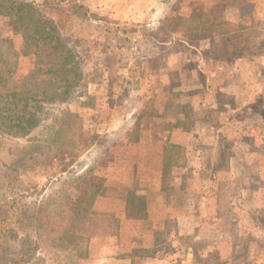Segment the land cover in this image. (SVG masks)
<instances>
[{
    "label": "rangeland",
    "instance_id": "374dc122",
    "mask_svg": "<svg viewBox=\"0 0 264 264\" xmlns=\"http://www.w3.org/2000/svg\"><path fill=\"white\" fill-rule=\"evenodd\" d=\"M218 2L76 0L80 14L52 12L83 75L81 98L47 111L70 115L62 132H45L70 155L33 165L23 141H0V202L38 198L59 179L73 192L72 177L89 169L97 196L69 228L75 248L34 250V235L19 233L1 239L0 264H264V34L246 61L227 57V36L193 40L197 9L237 21ZM0 38L23 48L2 15ZM3 54L16 77L37 67L35 56ZM166 144L180 150L163 174ZM140 198L146 216L132 218Z\"/></svg>",
    "mask_w": 264,
    "mask_h": 264
},
{
    "label": "trees",
    "instance_id": "16d2710c",
    "mask_svg": "<svg viewBox=\"0 0 264 264\" xmlns=\"http://www.w3.org/2000/svg\"><path fill=\"white\" fill-rule=\"evenodd\" d=\"M75 1L43 0L37 5L24 0H0V15L12 20L23 41L19 52L10 41L0 38V141L13 144L23 141L19 147L26 152L31 151L25 157L33 165L52 164L57 159L62 163L70 155L63 152L58 143L61 137L48 140L45 132H52L57 124V133L62 132L65 128L63 122L70 117L67 112L56 110L55 114H51L47 111L73 99L78 100L83 92V75L77 57L64 42L61 26L52 16L53 11L64 10L71 5L75 8L72 13L80 14L82 6L76 5ZM218 3L237 10V21L225 20L213 14L212 10L202 12L197 9L199 12L187 20L192 22V30L196 31L192 39L204 45L219 36H227V57L250 60L247 44L256 39V34H264V0H219ZM256 12L259 13L257 17ZM177 18L180 20L181 17ZM185 39L192 41L189 34ZM3 53L15 58L35 56L37 67L22 77H16V67L4 58ZM52 145H55L54 148ZM179 150L176 145L164 146L162 173L170 167L175 152ZM54 180L56 182V178ZM59 180L56 187L53 185L38 198L24 200L11 197L1 200L0 208L6 207L7 218L0 220V223H5L0 228V241L26 233L34 235L38 246L34 244V250L54 248L55 252L67 253L70 247H76L78 237L69 228L82 214L90 211L97 196L98 188L92 190L96 177L91 174V169L72 177L70 185L73 192H66L67 183ZM13 181L16 183L17 179ZM33 189L36 190V187L27 190ZM127 211L132 218L145 217L144 201L140 198L135 207L132 209L130 204ZM158 242H154L152 253L160 249Z\"/></svg>",
    "mask_w": 264,
    "mask_h": 264
},
{
    "label": "crops",
    "instance_id": "0c3cea01",
    "mask_svg": "<svg viewBox=\"0 0 264 264\" xmlns=\"http://www.w3.org/2000/svg\"><path fill=\"white\" fill-rule=\"evenodd\" d=\"M117 258H118V256H117ZM120 258V257H119ZM100 260V259H99ZM103 260H104V258H103Z\"/></svg>",
    "mask_w": 264,
    "mask_h": 264
}]
</instances>
